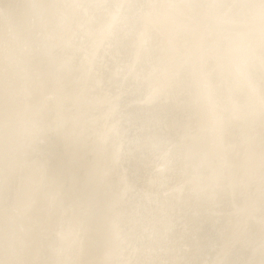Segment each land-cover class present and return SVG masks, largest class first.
<instances>
[{
	"label": "bare ground",
	"instance_id": "obj_1",
	"mask_svg": "<svg viewBox=\"0 0 264 264\" xmlns=\"http://www.w3.org/2000/svg\"><path fill=\"white\" fill-rule=\"evenodd\" d=\"M32 2L33 0H0V250L6 219L5 165L12 143L5 129V31L8 16L20 24L28 19L30 10L27 6ZM38 2L65 3L73 0ZM133 2L167 3L169 0ZM184 19L181 17L177 22L179 36L175 50L165 45L164 33L167 29L162 25L154 26L151 46L139 55L127 29L110 44L101 43L87 25L75 29L74 34H62L53 41L58 51L66 53L63 59L71 56L77 61L72 70L63 73V103L58 108H50L46 113V116L60 115L67 122V127L61 134L52 133L44 151L31 160L22 150L14 153L13 194L19 199L32 198L33 189L46 182L38 165L33 163L40 159L48 163L50 171L64 176L74 190H86L89 188V167H95L102 179L106 167L110 166L112 154L120 151L122 160L117 171L126 175L138 188V194L124 206L121 228L129 234L131 242L141 249V254L130 257L124 251V246H116L109 259H228L259 264L262 258L260 246L264 221L261 217L259 173L261 77L258 59L255 72L256 95L254 100H250L242 83L227 78L214 52L210 51L206 57L203 70L207 74V83L218 107L240 114V118L229 122L227 142L222 145H214L208 137L195 134L178 145L173 137L177 132L176 121L182 117H178L168 105L146 107L138 102L146 89L160 76L173 70L177 57L190 42L191 36L183 26ZM221 36H227V33H222ZM69 41L70 47L67 46ZM92 47H96L98 52L93 71L89 73L86 50ZM258 48L257 39V57ZM32 70L37 75L46 74L49 80L54 81V68L43 52L34 54ZM187 71L191 72V68H187ZM180 87L185 92H190L198 84L189 78ZM42 91L37 90L36 95L39 96ZM115 97L119 98L118 102ZM28 111V105L17 106L13 140H26ZM188 114L192 119L187 123L192 126H197L208 116L203 102L192 105ZM161 115L169 117V123L163 128L158 123ZM112 125L118 129L117 134L103 146L102 151H98L95 134L101 127ZM250 129L254 130L256 136V166L254 173L247 174L244 141ZM161 148L171 151L172 160L165 175L152 184L147 177L153 160L161 155ZM224 156L232 161V167L228 171L221 168V158ZM177 183L185 185L182 193L163 195ZM91 187L102 199L110 198L114 187L111 174L108 179L102 182L98 180ZM237 220L245 225L244 243L223 255L218 242L223 238L225 229ZM181 237L195 238L194 246L187 255L180 253L177 241ZM74 247V238L69 232L65 236L66 254L63 258H105L102 254L104 241L95 227L90 231L89 247L84 256L73 255ZM2 258L0 251V259ZM34 258L50 260L56 257L40 252Z\"/></svg>",
	"mask_w": 264,
	"mask_h": 264
},
{
	"label": "snow or ice",
	"instance_id": "obj_2",
	"mask_svg": "<svg viewBox=\"0 0 264 264\" xmlns=\"http://www.w3.org/2000/svg\"><path fill=\"white\" fill-rule=\"evenodd\" d=\"M27 7L30 14L23 24L10 16L7 17L4 40L5 129L12 143L5 165L6 219L3 246L0 250L3 258L0 259V264H256L254 261L228 259H109L116 246H124V251L130 257L141 254V249L131 242L129 234L121 228L124 206L138 194L137 186L126 175L117 171L122 153L117 151L112 154L110 166L106 167L102 179L95 167H89V188L86 190H74L64 176L50 171L45 160L33 161L38 165L46 182L36 186L33 189L34 196L26 200L13 194V155L22 150L31 160L33 156H38L44 151L52 133L61 134L67 127V122L60 115L46 116V113L50 108H58L63 103V73L72 70L77 61L71 56L63 59L66 53L58 51L53 41L62 34H74L75 29L87 25L101 43L110 44L120 38L121 33L127 29L139 55L151 46L154 26L162 25L167 29L164 33L165 45L175 50L179 36L177 22L184 17L183 26L191 36L190 42L177 57L173 70L160 76L146 89L138 102L146 107L168 105L178 117H182L176 121L177 132L173 137L178 145L193 134L208 137L214 145H222L227 142L229 122L240 118V114L218 107L207 83V74L203 70L206 57L210 51L214 52L227 78L242 83L250 100H254L256 95L255 72L258 59L261 77L259 173L261 217L264 221V0H169L167 3H139L133 0L40 3L33 0ZM225 32L227 36L222 37L221 34ZM67 46L70 47V41ZM37 52H43L49 57L55 71L54 81L49 80L46 74L37 75L33 72L32 59ZM97 52L96 47L86 50L89 73L95 66ZM187 68H191V72H188ZM189 78L196 81L198 87L185 92L180 86ZM37 90H43L39 96L36 95ZM114 99L119 101L118 97ZM201 102L205 105L208 116L197 126H192L187 123L192 119L188 110L192 105ZM19 105L29 106L27 138L24 141L13 140L16 109ZM158 123L161 128L166 127L169 117L161 115ZM117 132L115 125L101 127L95 134L98 151H102L103 146ZM244 143L245 172L252 174L256 166L254 130H249ZM171 160V151L161 148V155L155 158L150 166L148 182L155 184L157 178L163 177ZM231 167V159L222 157L221 168L228 171ZM110 174L114 187L110 198L102 199L91 185L98 180L102 182L108 179ZM184 188V184H173L163 195L179 194ZM93 227L104 241L102 254L105 258H63L66 254V234L71 232L74 238L73 255L84 256L89 247V234ZM244 238L245 225L237 220L225 229L223 238L218 242L220 253L227 255L242 245ZM177 243L180 253L187 255L194 246L195 238L181 237ZM250 250L254 251L251 248ZM260 250L262 258L259 264H264V234ZM40 252L56 258H34Z\"/></svg>",
	"mask_w": 264,
	"mask_h": 264
}]
</instances>
